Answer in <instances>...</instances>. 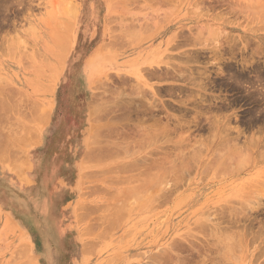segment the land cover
I'll use <instances>...</instances> for the list:
<instances>
[{
    "label": "rangeland",
    "instance_id": "rangeland-1",
    "mask_svg": "<svg viewBox=\"0 0 264 264\" xmlns=\"http://www.w3.org/2000/svg\"><path fill=\"white\" fill-rule=\"evenodd\" d=\"M149 61L161 74L164 63L211 71L204 96L224 106L214 113L236 139L201 132L199 152L175 143L185 131L143 140L134 115L112 108L133 99ZM175 80L147 82L167 102ZM263 87L264 0H0V264H177L176 252L187 264H264V150L251 155L249 141L264 136L249 127ZM108 142L128 145L108 156ZM234 145L246 152L233 158Z\"/></svg>",
    "mask_w": 264,
    "mask_h": 264
},
{
    "label": "bare ground",
    "instance_id": "bare-ground-1",
    "mask_svg": "<svg viewBox=\"0 0 264 264\" xmlns=\"http://www.w3.org/2000/svg\"><path fill=\"white\" fill-rule=\"evenodd\" d=\"M3 5V4H2ZM6 5V4H5ZM113 9V8H112ZM229 39V38H228ZM226 41V40H225ZM227 42V41H226ZM229 44V43H228ZM230 50V49H229ZM261 50V49H260ZM193 54V53H192ZM192 54L190 55V56H186V57H189V59L190 58H192ZM194 54H198L199 55V53H196V52H194ZM220 54H221V52L219 53V57H220ZM223 54H225V53H222V55ZM96 55L97 54H95V57L94 58H96ZM226 55V54H225ZM200 56V55H199ZM185 57V59H187ZM194 58V60H196V59H198V57L196 58V57H193ZM192 58V59H193ZM196 58V59H195ZM227 58H229V57H227ZM189 59H187L185 62L183 61V64L185 63H190L191 62V60H190V62H188L189 61ZM221 59H223V56H221ZM231 59V58H230ZM198 60H196V62H197ZM221 61H223V60H221ZM193 62H195V61H193ZM224 62V61H223ZM162 63V62H161ZM192 63V62H191ZM190 63V64H191ZM145 64V63H144ZM166 66L165 67H168V69H165V71H164V73L163 74H161V73H158L157 71H154L153 70V68H156V67H153V62H151V61H149V62H146V64H145V68H143V69H140V70H142L144 73H143V75L145 76V78L146 79H141V84L139 85V87H137L136 88V86L134 87V88H136V89H134V92H137L136 94L134 93V94H132V98L133 99H130L129 101H126L125 99H124V101L125 102H123V100H122V102H121V100H120V102H117V103H115L114 104V107L112 108V110L113 111H120V112H122L123 113V116L124 117H126V118H129L131 115H134V120H135V126H134V129L135 128H137V129H135V131H137V134H140V137L141 136H143L142 137V139L143 138H146L147 136L146 135H149V134H153L154 136H156V135H158V137L157 138H159L160 137V135H161V137H162V135H163V137H167V136H171V134L173 133V134H177V133H182V132H186L185 134H187V132L189 133L187 136H183L182 137V135H184V134H182V135H180V138L181 139H179L178 141H176L175 143H178L179 145H183L184 143H191V145H192V143H193V145L197 142H199L200 143V141H198V139L196 140L195 139V136H197V135H199L201 132H205V133H209L210 134V136L211 137H213V139H212V141L214 140V138H216V137H218L219 136V134L221 133V130L223 129H220V124H221V119L220 118H218L217 117V115H215V113L214 112H218V111H220V113H221V110L223 109V107L224 106H217V102L215 101V100H212L213 102H211V100H207L206 99V97L204 96L205 95V93H206V91H208V89H210V87L212 86V83H216V85H217V82H214L212 79L213 78H211V76H210V72L208 73V72H206V68L204 69V71L203 72H201L200 70L198 71L197 70V68H196V70L194 69V70H191L190 69V67L189 68H186V67H180V66H175L177 69H175L174 68V65H172V66H168V65H170V64H166V63H164ZM184 64V65H185ZM257 64V63H256ZM140 65V64H139ZM143 65V64H142ZM230 65V64H229ZM156 66V65H155ZM161 66H163V65H161ZM161 66H159V68L161 67ZM181 66H183V65H181ZM220 67V66H219ZM231 67V66H230ZM158 68V69H159ZM179 68V69H178ZM216 68H218V67H216ZM215 68V69H216ZM223 68V67H222ZM193 69V68H192ZM199 69V68H198ZM226 69V68H225ZM257 69V68H256ZM217 70V69H216ZM216 70H212V71H215V74L216 73H221V72H223V71H221V68H219L218 70H217V72H216ZM229 72L228 71H226V73L228 72L229 74H231V68H229ZM225 71V70H224ZM244 71V70H243ZM256 71V70H255ZM225 73V74H226ZM234 73V72H233ZM244 73V72H243ZM254 73V72H253ZM256 73V72H255ZM212 74H213V72H212ZM215 74H213V75H215ZM228 74V75H229ZM242 74V73H241ZM245 74V73H244ZM250 74V73H249ZM217 75V74H216ZM215 75V76H216ZM221 75H223V74H221ZM255 75V74H254ZM259 75H261L260 73H259ZM176 76V78H174ZM205 76V77H204ZM245 76V75H244ZM247 76V75H246ZM257 76H258V74H257ZM137 77V76H136ZM202 77H204V78H202ZM235 77V76H234ZM256 77V76H255ZM197 78L199 79V78H202L201 80H197ZM219 78V77H218ZM254 78V77H253ZM257 78V77H256ZM262 78H263V76H262ZM153 79H156V80H159V81H168V80H175V79H177V80H175V81H179V80H181L182 82H184V83H182V85H177V86H169V87H167L166 86V90L164 89V91H163V93L165 94H168V96L169 97H171L172 99H174L175 100V98L177 99L178 98V100H176V101H174V100H172V101H167V102H164V101H162L161 99H158L157 97L158 96H160L161 95V90L160 89H155L150 83H148L147 81H151V80H153ZM205 80V81H202V80ZM220 79V78H219ZM228 79H229V76H228ZM230 79L231 80H233V78H231L230 77ZM245 79V78H244ZM146 80V81H145ZM213 82H212V81ZM259 80H261V78L259 77ZM258 80V81H259ZM263 80V79H262ZM197 81H200V82H197ZM211 82V83H209V82ZM221 81V80H220ZM222 81H224L223 79H222ZM242 81V80H241ZM240 81V82H241ZM245 81H246V79H245ZM120 82H121V79H120ZM157 82V81H156ZM188 83V86L190 87V88H187L186 86V84L185 83ZM228 83H229V81H227ZM233 82H235L234 80H233ZM239 82V81H238ZM243 82V81H242ZM260 82V81H259ZM121 83H125L124 81H122ZM159 84H160V82H158ZM219 83V82H218ZM253 83H255V81L253 82ZM256 83H258V82H256ZM135 84H137V83H135ZM163 84V83H162ZM169 84V83H168ZM214 84H213V86H214ZM224 84H227L226 82L224 83ZM223 84V86H225ZM235 84V83H234ZM260 84H261V82H260ZM216 85H215V87H216ZM239 85V84H238ZM258 85V84H257ZM229 86V85H228ZM235 86V85H234ZM233 86V87H234ZM246 86V85H245ZM251 86H252V84H251ZM253 86H255V85H253ZM260 86V85H259ZM262 86V85H261ZM156 87H158V86H156ZM160 87V86H159ZM162 87V86H161ZM164 87V86H163ZM131 89L133 88V87H130ZM165 88V87H164ZM250 88V87H249ZM255 88H256V86H255ZM259 88V87H258ZM264 88V87H263ZM130 89V90H131ZM224 89H225V87H224ZM135 90H137V91H135ZM226 90V89H225ZM224 90V91H225ZM254 90V89H253ZM166 91V92H165ZM212 91H214V90H212ZM219 91H221V90H219ZM252 91V90H251ZM130 92V91H129ZM237 92V91H236ZM262 92V91H261ZM131 93V92H130ZM133 93V92H132ZM162 93V94H163ZM199 93H201V95L199 94ZM245 93V92H244ZM111 94V93H110ZM113 94V93H112ZM117 94V93H116ZM115 94V95H116ZM160 94V95H159ZM163 94V96H166V95H164ZM258 94V93H257ZM260 94V93H259ZM135 95H136V97H135ZM263 95V94H262ZM111 96V95H110ZM126 96V95H125ZM128 96V95H127ZM130 96V95H129ZM135 98H134V97ZM219 96V95H218ZM183 97H185V99H183ZM263 97V96H262ZM261 97V98H262ZM182 98V99H181ZM215 98V97H214ZM217 98V97H216ZM114 99V98H113ZM211 99V98H210ZM213 99V98H212ZM225 99V98H224ZM219 100V99H218ZM255 100V99H254ZM261 104V103H260ZM175 105V106H174ZM262 107V106H261ZM110 108V107H109ZM108 108V110H109V112L111 111L110 109ZM258 108H256V110H257ZM260 109V108H259ZM262 109V108H261ZM107 110V111H108ZM41 112V111H40ZM115 112H113V113H115ZM119 112V113H120ZM159 112H161V114L162 115H160L159 114ZM253 113H254V111H252ZM256 112V111H255ZM95 113H96V108H94V106L89 110V118H92L94 115H95ZM110 113H112V111L110 112ZM112 113V114H113ZM175 113V114H174ZM224 113H226V112H224ZM261 113V111H259L258 112V116H255V118L254 117H250L249 118V127H251V126H254L255 127V124H257V128L258 127H260V126H264L263 125V123H264V114H260ZM45 114V113H44ZM46 114H47V112H46ZM219 114V113H218ZM42 115V114H41ZM223 115V114H222ZM221 115V116H222ZM46 116V115H45ZM45 116H43V117H41L42 119L45 117ZM224 116V115H223ZM222 116V117H223ZM22 117H23V115H22ZM133 117V116H132ZM131 117V118H132ZM91 120V119H90ZM163 120V121H162ZM229 120V119H228ZM228 120H226L225 121V123H227V121ZM132 122V121H131ZM222 123H223V121H222ZM258 123H261L262 125H258ZM131 125V124H130ZM159 125V126H158ZM225 125V124H224ZM156 126H158V127H156ZM154 127H156V129L157 130H155V128ZM261 128V127H260ZM263 128V127H262ZM151 129L153 130V131H151ZM225 129V128H224ZM224 129H223V131H224ZM95 130V129H94ZM107 130V129H106ZM105 130V131H106ZM111 129H109V131H110ZM132 130V126H131V129L129 130V131H131ZM238 130V129H237ZM108 131V132H109ZM114 130L112 129V132H113ZM135 131H133V133H134V136H136L135 135ZM225 131H226V129H225ZM256 131V130H255ZM263 131V130H262ZM195 132V133H194ZM219 132V133H218ZM240 132V131H239ZM132 133V134H133ZM156 133V134H155ZM202 133V134H203ZM218 133V134H217ZM223 133V132H222ZM257 133V132H256ZM264 133V132H263ZM131 134V136L132 137H134L133 135ZM141 134H143V135H141ZM172 134V135H173ZM192 134H194L193 136H191ZM196 134V135H195ZM216 134H217V136H216ZM258 134V133H257ZM100 135V134H99ZM127 135V134H126ZM223 135V137L221 136H219L218 138V141L219 140H221V141H223V144L226 142V140H228V141H230V143L233 141V140H235L236 139V137H237V135H236V137H233L232 135H231V133L229 132V131H226V133H223L222 134ZM260 135H262V134H260ZM258 136V137H261V136ZM117 136H119V135H117ZM121 136V135H120ZM122 136H124V134H122ZM152 136V135H151ZM154 136H152V137H154ZM169 136V137H170ZM208 136V135H207ZM216 136V137H215ZM116 137V136H115ZM126 137H129L128 139H132V137L130 138V136H126ZM138 137V138H137ZM149 137V136H148ZM147 137V138H148ZM191 137H193V138H191ZM121 138V137H120ZM135 138H137L138 139V143H139V141H141L140 139H139V135H137ZM135 138H133L134 139V141L136 140V142H137V139H135ZM113 139H114V137H113ZM119 139V138H118ZM122 139L123 140H125V138H123L122 137ZM132 139V140H133ZM151 139H153V138H151ZM154 139H155V137H154ZM153 139V140H154ZM170 139V138H169ZM225 139V140H224ZM104 140V139H103ZM108 140V139H107ZM115 140V139H114ZM122 140V141H123ZM126 140H127V138H126ZM143 140H145V139H143ZM149 140V139H148ZM147 140V141H148ZM152 140V141H153ZM200 140V139H199ZM206 140V139H205ZM211 140V139H210ZM232 140V141H231ZM245 140V139H244ZM249 139H247V141H248ZM129 141V140H128ZM131 141V140H130ZM134 141H132V142H130V143H133ZM190 141H192V142H190ZM195 143H194V142ZM207 141V140H206ZM228 141H227V143H228ZM250 141V144L253 146V149H251L250 150V153H251V155L254 153V151L256 150V149H258L259 148V151H260V149L261 148H263V150H264V144H262L263 143V141H264V136L262 137V138H257V139H250L249 140ZM254 141V142H253ZM13 142V141H12ZM112 142V141H111ZM116 142V141H115ZM157 142V141H156ZM159 142V141H158ZM162 142V141H161ZM172 142V141H171ZM171 142L169 143V144H171ZM207 142H209V141H207ZM253 142V143H252ZM9 143H11L10 141H9ZM94 143V142H93ZM108 143H110V142H108ZM138 143H136V144H138ZM145 143V142H144ZM153 143V142H152ZM162 143H164V142H162ZM168 143V142H167ZM175 143H173L174 145H178V144H175ZM197 143H196V145H197ZM206 143V142H205ZM210 143V142H209ZM213 143H214V141H213ZM212 143V144H213ZM227 143H226V145H227ZM234 143H236V142H234ZM114 144V143H113ZM113 144L112 143H110L109 144V146L110 145H112V147H113ZM127 144V143H126ZM126 144H124V146L122 145V146H120V144L118 143H116V144H114V147L116 148H119V147H123V148H127L126 146L128 145H126ZM147 144H148V142H147ZM229 144V143H228ZM237 144V143H236ZM235 144V145H236ZM239 144V143H238ZM262 144V145H261ZM105 144H103L101 147H103ZM130 145V144H129ZM140 145V144H139ZM192 145V146H193ZM210 145V144H209ZM222 145V143H220V146ZM234 145V148L236 147ZM242 145H244V144H242ZM106 146H108L107 144H106ZM106 146L104 147V151H103V149H101L100 147H96V148H98V149H101L102 151H103V153H106L107 151H108V153H107V155L109 154V152L111 151V146L109 147V149L108 150H105V149H107L106 148ZM141 146V145H140ZM191 146V147H192ZM195 146V145H194ZM193 146V147H194ZM218 146H219V144H218ZM217 146V147H218ZM223 146V145H222ZM221 146V147H222ZM224 146H225V144H224ZM7 147V146H6ZM130 147V146H129ZM174 147V146H173ZM177 147V146H176ZM181 147H184V146H181ZM192 147V148H193ZM197 146H195V149L197 150V148H196ZM206 147V146H205ZM221 147H219V148H221ZM230 148H231V146H229ZM233 147V146H232ZM242 146L240 145V148H241ZM114 148V149H115ZM116 148V149H117ZM123 148H121V150L123 151ZM154 148V147H153ZM160 148V147H159ZM162 148V147H161ZM166 148V147H165ZM178 148V147H177ZM190 148V147H189ZM200 148H201V145H200ZM199 148V149H200ZM229 148V149H230ZM237 148H239L238 146H237ZM94 149V150H93ZM93 149H90L89 147L87 148V153H86V158H88V157H90L91 156V154H93V153H95V148H93ZM113 149V148H112ZM115 149V150H116ZM137 149V148H136ZM141 149V148H140ZM163 149V148H162ZM170 149V148H169ZM176 149V148H175ZM205 149V148H204ZM216 149V148H215ZM215 149H213V151L215 150ZM223 149V148H222ZM224 149H225V147H224ZM242 149H245L244 151L242 150ZM1 150V149H0ZM110 150V151H109ZM117 150H119V149H117ZM161 150V149H160ZM183 150V149H182ZM191 149H189V151H190ZM203 150V149H202ZM201 150V151H202ZM218 149H216L215 151H217ZM230 150H232V149H230ZM234 150V149H233ZM235 150H236V148H235ZM239 149H237L236 151H234L233 153L231 152V156L233 157V155H236V153L238 154V152H240L241 154H243L241 151H243L244 153L246 152V148H241V150L240 151H238ZM92 151H93V153H92ZM128 151V150H127ZM130 151V150H129ZM156 151V150H155ZM162 151V150H161ZM166 151H167V149H166ZM168 151H170V150H168ZM179 151V150H178ZM188 151V150H187ZM192 151V152H191ZM190 151V154L192 155V158H195L194 156H196V154L198 155V153H196V151L194 152V150L192 149ZM200 150H197V152H199ZM228 151V150H227ZM238 151V152H237ZM101 152V151H100ZM99 151L98 152H96V155L98 156V155H100V156H102L103 155V153H100ZM112 152H113V150L110 152L111 154H112ZM163 152V151H162ZM171 152V151H170ZM169 152V153H170ZM174 152V151H173ZM176 152V151H175ZM183 153H184V151H182ZM186 152V151H185ZM236 152V153H235ZM91 153V154H90ZM98 153V154H97ZM151 153V152H150ZM166 153V152H165ZM168 153V152H167ZM166 153V154H167ZM179 153H181V152H179ZM183 153H181V154H183ZM204 153V152H203ZM211 153H213V152H211ZM216 153V152H215ZM214 153V154H215ZM257 153H258V151H257ZM256 153V154H257ZM157 154V153H156ZM162 154V153H161ZM165 154V155H166ZM175 156H174V158L176 157V155H178L177 154V152L176 153H173ZM189 153L187 152L186 153V155H188ZM195 154V155H194ZM214 154H211V155H213V158H212V160L214 159ZM217 154L218 155H220L219 154V151H217ZM223 154H224V152H223ZM225 154H227V153H225ZM224 154V155H225ZM261 154V152H259V156L260 157H262V159L264 158L263 156H264V154L263 155H260ZM93 155H95V154H93ZM148 155V154H147ZM153 156H154V154H152ZM163 156V157H166V156ZM169 154H167V156H168ZM172 155V154H171ZM218 155H216V157L218 156ZM222 155V154H221ZM224 155L220 158L219 156V159L218 158H216L215 157V160H213V164L215 163H217V167L219 168V164H223L224 165V163H225V161H227L226 163H225V165H227V163H228V160H225L224 159ZM228 155L229 154H227V156L225 155V157H228ZM230 155H229V157H230ZM239 155V154H238ZM247 155V154H246ZM250 155V154H249ZM258 155V154H257ZM97 156L95 157V158H97ZM99 156V157H100ZM104 156H105V158H106V154H104ZM104 156H102V157H104ZM109 156V155H108ZM181 156V157H180ZM182 156H184L183 157V159L181 160V158H182ZM237 156V155H236ZM236 156H234L233 158H236ZM241 156H243V155H241ZM240 156V157H241ZM245 156V155H244ZM84 157H85V155L83 156V159H84ZM94 157V156H93ZM152 157V156H151ZM162 157V156H161ZM172 157V156H171ZM186 156L185 155H179V161H178V166H179V162L181 161H186L185 158ZM189 156H187V158H188ZM198 158H200L199 156H197ZM205 157H208V154H206L205 155ZM239 157V156H238ZM143 159H144V156L142 157ZM146 158V157H145ZM149 158V157H148ZM178 158V156L176 157V159ZM185 158V159H184ZM246 158V157H245ZM91 159V158H90ZM101 158H99V160H100ZM152 159V158H151ZM166 159H167V157H166ZM166 159H164V160H166ZM171 159V158H170ZM189 159H190V157H189ZM189 159H187V161L189 160ZM196 159V158H195ZM211 159V158H210ZM217 159H218V161H217ZM223 159V160H222ZM227 159V158H226ZM240 159H243V157L242 158H240ZM257 159V158H256ZM255 159V160H256ZM92 160V159H91ZM97 160V159H96ZM103 160H104V158H103ZM142 160V159H141ZM141 160H139V161H141ZM147 160V159H146ZM154 160V159H153ZM161 160V159H160ZM168 160V159H167ZM171 160H173V159H171ZM194 160V159H193ZM197 160V159H196ZM195 160V161H196ZM199 160V159H198ZM197 160V161H198ZM220 160V161H219ZM225 160V161H224ZM254 160V159H253ZM254 160V161H255ZM260 160H261V158H260ZM135 161V160H134ZM144 161V160H143ZM142 161V162H143ZM203 161V160H202ZM206 161H207V159H206ZM209 161V160H208ZM207 161V162H208ZM215 161V162H214ZM224 161V162H223ZM232 161V160H231ZM262 161H264V160H262ZM136 162V161H135ZM147 162V161H146ZM146 162L144 163V164H146ZM156 161H151V162H149V163H152V165L155 163ZM165 162H168V161H165ZM180 162V167H179V169L182 167V165H183V162L181 163ZM192 162L193 161H191V160H189V162L187 163V166L188 165H192ZM199 162V161H198ZM211 162V161H210ZM139 163V162H138ZM197 163V162H196ZM230 163V162H229ZM228 163V164H229ZM131 164V163H130ZM134 164V163H133ZM137 164V163H136ZM140 164H141V162H140ZM139 164V165H140ZM160 163H155V165H156V168H159V167H157L158 165H159ZM166 164V163H165ZM165 164H163L164 166H166ZM200 164V163H199ZM202 164V163H201ZM208 164H209V162H208ZM210 164H212V163H210ZM215 164L213 165V166H215ZM221 164V165H222ZM238 164V163H237ZM147 165V164H146ZM155 165H153V166H155ZM161 165V167H162V164H160ZM176 165V164H175ZM175 165H171V167H173V166H175ZM207 165V164H206ZM220 165V166H221ZM239 165V164H238ZM141 166V165H140ZM152 166V167H153ZM168 166V165H167ZM167 166H166V168H167ZM186 166V165H185ZM187 166H186V169H187ZM204 166V165H203ZM208 166V165H207ZM255 166V165H254ZM127 167V166H126ZM133 167V166H132ZM151 167V166H150ZM176 168H173L172 170H174V172L175 171H177V166H175ZM194 167V166H193ZM192 166H191V168H193ZM205 167V166H204ZM222 167V166H221ZM130 168V167H129ZM134 168H136V166L134 167ZM165 168V167H164ZM183 168H184V165H183ZM188 168L190 169V167L188 166ZM196 168V167H195ZM208 168V167H207ZM133 169V168H132ZM148 169V168H147ZM168 169V168H167ZM176 169V170H175ZM178 169V170H179ZM202 169V168H201ZM224 169H226L225 167H224ZM131 170V169H130ZM138 170V169H137ZM140 170H142V169H140ZM160 171L162 170V169H159ZM164 170V169H163ZM166 170V169H165ZM164 170V171H165ZM181 170V169H180ZM191 170V169H190ZM216 170V169H215ZM214 170V171H215ZM219 170V169H218ZM223 170V169H222ZM227 170V169H226ZM226 170H224V171H226ZM126 171V170H125ZM132 171V170H131ZM139 171V170H138ZM156 171H158V170H156ZM160 171H158L159 173H160ZM167 171V170H166ZM165 171V172H166ZM169 171H171L170 169H168V172ZM182 171V170H181ZM188 171V170H187ZM194 171V170H193ZM171 172H173V171H171ZM178 172H180V171H178ZM196 172H201L200 171V169H199V167H197V169H196ZM146 173V172H145ZM148 173V172H147ZM155 173V172H154ZM162 173V172H161ZM167 174V173H166ZM165 173L163 174V177H164V175H166ZM176 174V173H175ZM174 174V175H175ZM154 175H156V173L154 174ZM143 176V175H142ZM168 176V175H167ZM166 176V177H167ZM155 178V177H154ZM162 178V177H161ZM165 178V177H164ZM163 178V179H164ZM143 179V178H142ZM147 179H148V177H147ZM168 179V178H167ZM161 180V179H160ZM148 181V180H147ZM140 182V181H139ZM150 183V182H149ZM141 184V183H140ZM145 184H146V182H145ZM137 186V185H136ZM140 186V185H139ZM143 186V185H142ZM264 186V185H263ZM137 188V187H136ZM140 188V187H139ZM262 188H264V187H262ZM136 190H138V189H136ZM260 191H262V190H260ZM138 192V191H137ZM263 193V192H262ZM264 194V193H263ZM256 202H258V201H256ZM256 204V203H255ZM257 205H259V207L261 206L262 207V203L260 204V201L258 202V204H256L255 205V207H257ZM263 208V207H262ZM251 211V210H250ZM228 215V214H227ZM229 216V215H228ZM235 216V215H234ZM233 216V217H234ZM230 217H231V215H230ZM236 217V216H235ZM222 218V217H221ZM220 220H224V219H220ZM229 221V220H228ZM233 221V220H232ZM219 222H221V221H219ZM230 222H231V219H230ZM253 222V221H252ZM236 223V222H235ZM251 227V226H250ZM178 244V243H177ZM198 245H200V244H198ZM205 246V245H204ZM190 247V246H189ZM205 247H207V246H205ZM173 248H176V247H173ZM209 248V245H208V247H207V249ZM187 249V248H186ZM186 249H185V251H186ZM203 249V248H202ZM210 249V248H209ZM208 249V250H209ZM174 250V249H173ZM193 250V249H192ZM202 251V250H201ZM174 252V251H173ZM172 252V253H173ZM207 252V251H206ZM190 253V252H189ZM203 253H204V251H203ZM209 253V252H208ZM174 254V253H173ZM175 256L174 257H176L175 259L177 260H175V261H173V262H176L177 264H183L184 262H183V260H181L180 259V257H179V255H178V253L176 252V254H174ZM203 256V255H202ZM183 257V256H182ZM187 257V256H186ZM191 257V256H190ZM200 257V256H199ZM209 257V256H208ZM168 259V258H167ZM183 259V258H182ZM208 259H210V258H208ZM212 259V258H211ZM180 260H181V262H180ZM171 261V260H170ZM185 261V260H184ZM199 261V260H198ZM206 261H207V259H206ZM186 262V261H185ZM192 262V261H191ZM202 262V261H201ZM208 262V261H207ZM165 263V262H164ZM172 263V262H171ZM205 263V262H204ZM211 263V262H210ZM213 263H214V261H213ZM175 264V263H174ZM184 264H187V262L186 263H184ZM198 264V263H197Z\"/></svg>",
    "mask_w": 264,
    "mask_h": 264
}]
</instances>
